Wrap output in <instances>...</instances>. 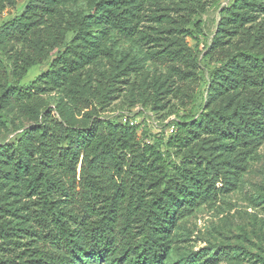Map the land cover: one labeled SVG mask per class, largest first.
<instances>
[{"label": "rangeland", "instance_id": "1", "mask_svg": "<svg viewBox=\"0 0 264 264\" xmlns=\"http://www.w3.org/2000/svg\"><path fill=\"white\" fill-rule=\"evenodd\" d=\"M29 1L0 0V27L19 18ZM101 1L113 6L112 0H60L27 39L0 46V58L7 68L6 73L0 72V167L5 169L0 175V203L9 208L0 218L7 228L0 232V264H54L46 255L66 252L57 245L53 216L32 182L44 170L67 187L63 167L41 164L39 134L24 145L29 171L17 180L18 154L12 149L7 152L29 128L39 125L42 112L50 111L52 118L81 128L98 120L138 124L142 142L164 151L168 129L190 111L199 119L205 108L215 118L219 110L229 114L237 108L239 117L259 127L252 143L240 146L208 129L210 122L204 119L202 126H194L186 148L179 153L171 150V160L178 165L186 160L192 167L206 158L214 159L216 168L227 172L233 185L218 176V194L177 221L167 241L168 252L157 264H264V123L254 113L253 103V99L264 102V89L238 86V68H242L236 61L242 53L264 55L262 0H122L123 9L137 13L133 21L137 32L132 36H123L108 25L105 13L96 9ZM186 47L197 57L195 74L166 56ZM59 57L64 64L56 62ZM26 62L34 63L21 78ZM72 63L75 69L70 68ZM222 67H234L233 82L226 76L209 79ZM48 72L50 82L40 90L32 88ZM16 77L21 89L31 90L33 96L22 102L3 97L1 102L2 87L15 85ZM237 162L244 171L236 168ZM210 171L217 174L212 166ZM140 180L144 196L160 192L155 175H143ZM71 194L68 199L55 196V208H63L66 214L76 208L73 187ZM90 205L96 208L95 217L83 219L76 209V217L70 220L76 247H83L78 260L138 264L135 247L143 237L137 221L130 223L129 231L137 238L127 254L99 256L90 250L98 210L106 214L102 202L90 201Z\"/></svg>", "mask_w": 264, "mask_h": 264}, {"label": "trees", "instance_id": "2", "mask_svg": "<svg viewBox=\"0 0 264 264\" xmlns=\"http://www.w3.org/2000/svg\"><path fill=\"white\" fill-rule=\"evenodd\" d=\"M59 1L30 0L19 18L8 21L0 27V46L5 41L20 42L27 39L41 23L42 18L55 11ZM112 3L113 6L109 7L105 1H101L96 9L105 13L106 22L119 34L134 35L137 32V26L133 23L137 17L136 10L123 9L122 0H112ZM262 6L264 7V0ZM188 50L191 49L186 47L180 51L172 50L166 56L170 61L192 68L195 74L197 57ZM62 59L63 57H59L56 62L64 64L65 61ZM236 61L242 68H238L240 76L237 85L264 89V55L242 53ZM33 63L26 62L22 66L21 78L26 75ZM73 67L72 63L70 68L75 69ZM2 71L6 73L7 68L0 58V72ZM225 71L229 73L226 75ZM235 71L234 67L215 69L209 79L226 76V79L233 82L231 78ZM13 75L16 76V72H13ZM50 80L51 74L48 72L38 78L32 84V88L40 90ZM2 88L1 102L3 97L22 102L33 96L31 90L27 92L21 89L17 77L15 85H4ZM253 103L256 106L254 113L260 116V123H264V102L253 99ZM238 111L239 109L236 108L227 114L219 110L217 111L219 118H215L212 116L213 112L205 108L199 119H195L190 111L175 123L174 131L166 138L164 151L154 144L142 142L138 135L140 130L138 124L98 120L89 128H81L52 118L50 111L40 112L39 125L29 128L20 140L7 147V152L12 149L18 154L15 162L17 180L29 171L24 145L28 141H33L35 135L39 134L38 154L41 164L51 168L63 167L68 176L67 187L54 180L44 170L32 179L33 185L39 189L40 197L44 204L49 206L53 216L52 223L56 230L57 245L66 251L46 256L54 264H84L77 258V254L83 252V247H76L77 240L73 235L70 220L76 217L74 215L77 213L76 209L83 214V219L86 216L95 217L96 208H90V201H94L103 203L106 214L102 215L98 210L99 218L96 226L93 225V236L88 242L90 250L99 256L102 253L121 256L127 254L128 248L137 238V235L129 231L130 223L137 221L143 240L135 247L136 263L157 264L168 252L167 241L177 221L211 196L218 194L216 190L218 176L222 175L221 179L226 185H233L227 180V172L216 168L214 159L206 158L192 167L188 166L186 160L178 165L171 160V150L172 153H179L186 148L192 139L194 126H202L204 119L210 122V126L206 125L208 129L223 135L230 141L229 143L240 146L251 144L259 126L250 119L239 117ZM223 123L230 127H224ZM1 164H4V160H1ZM210 166L215 168L216 175H212ZM236 168L245 170L239 162ZM3 171L5 169L1 166L0 175ZM143 175L157 177L155 185L160 188L159 193L150 194L149 197L142 194L144 183L140 179ZM71 187L74 188L77 196L74 199L78 202L76 208L66 214L63 208H55L54 203L57 200L54 198L58 194L67 199L72 198L74 194H71ZM77 187H79L78 192L75 190ZM8 210L6 204L0 203V218L4 217ZM109 214L111 216L108 218ZM122 227L125 229L124 233L118 231ZM6 230L5 223L1 222L0 232ZM39 257H42V252Z\"/></svg>", "mask_w": 264, "mask_h": 264}, {"label": "built area", "instance_id": "3", "mask_svg": "<svg viewBox=\"0 0 264 264\" xmlns=\"http://www.w3.org/2000/svg\"><path fill=\"white\" fill-rule=\"evenodd\" d=\"M174 131V127H170L169 129H168V132L169 133H172Z\"/></svg>", "mask_w": 264, "mask_h": 264}]
</instances>
